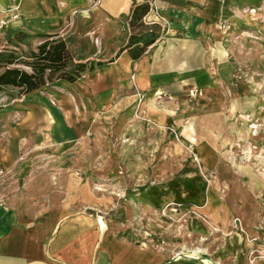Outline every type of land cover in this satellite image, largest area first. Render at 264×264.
Here are the masks:
<instances>
[{"label": "crops", "instance_id": "crops-1", "mask_svg": "<svg viewBox=\"0 0 264 264\" xmlns=\"http://www.w3.org/2000/svg\"><path fill=\"white\" fill-rule=\"evenodd\" d=\"M133 3L25 0V11H19L27 21L52 20L57 24L53 30L62 35L79 32L88 21L90 29L73 45L80 52L95 54L99 46H107L122 35L119 20L131 14ZM160 5L171 20L170 34L138 61L124 52L99 75L92 71L83 83L65 86L59 107L32 105L26 114L24 107L0 117V172L27 177L29 182L21 199L0 197V264H264V252L257 243L247 240L246 232L232 230L238 218L250 237L264 238L252 229L261 225L263 210L259 202L239 192L245 189L241 183L217 182L213 189L224 192L210 193L194 176L181 184L149 186L142 193L143 199L122 201L109 192V162L93 164L102 150L78 148L102 124L98 113H89L90 107L101 109V104L120 112L136 101V88L159 92L166 89L167 78L189 76L191 61L205 62L200 39L205 37L200 28L213 24L204 12L209 10L213 15L217 8L222 10L220 0H160ZM157 81L162 84L156 85ZM118 94L128 96L115 101ZM144 104L142 113L148 120L177 126L183 146L195 147L202 163L209 164L206 150L216 149L218 143L212 134L216 125L206 123L214 120L213 113H197L187 120L181 112L174 113V101L152 97ZM144 125L134 121L126 133L138 138ZM31 156L53 158V170L59 176L51 185L52 196H43L37 185L39 197L31 199L30 178L36 173ZM217 166V172L223 171L220 162ZM37 168L40 172L41 166ZM185 168L183 165L180 171ZM137 169L138 165L131 166L132 171ZM258 186L259 182L252 181L253 188ZM169 202L180 205L179 212L186 216L177 227L172 218L161 215V207ZM94 207L101 215L92 212ZM168 215L176 216L172 212ZM254 251L256 256H252Z\"/></svg>", "mask_w": 264, "mask_h": 264}, {"label": "rangeland", "instance_id": "rangeland-1", "mask_svg": "<svg viewBox=\"0 0 264 264\" xmlns=\"http://www.w3.org/2000/svg\"><path fill=\"white\" fill-rule=\"evenodd\" d=\"M134 4L135 0L133 7ZM220 4L222 10L217 8L215 14L211 15L209 10L204 12L207 20L211 17L213 22L200 28L205 37L200 38L204 43L205 62L191 61L189 64L192 70L189 76L167 78L166 89L159 92L154 91L155 89L144 92L136 88V101L122 108L120 112L112 107L105 109L101 104V109L90 107L89 113H98L103 125H99L96 133H89V140L80 143L78 148L88 151L102 150L101 155L93 159V164L101 166L109 162L110 172L106 180L110 185L109 192L114 197L123 199L122 201L143 199L142 193L149 186L160 188L181 184L187 180L192 181L194 176L199 177L201 186L210 193L224 192L213 189L217 182L241 183L245 189L239 192L259 202L260 209L263 210L261 225L252 229L263 233L264 237V0H220ZM19 8L20 11H25V0H0V55L12 54L20 59L17 64L9 66L1 62L0 74L7 68L14 67L30 73L31 68L25 65L29 61L28 57L46 40V35L56 33L53 27L57 24H53L52 20L46 23L32 19L27 21ZM130 15L119 20L122 35L107 46H99L95 54L80 52L73 45L90 29L88 21L83 23L79 32H69L68 35L59 32L58 36L67 43L74 58L93 59L95 63L113 58L132 34L147 33L152 28L157 34L161 33V38L152 47L169 36L171 20L164 14L167 23H153L145 16L143 27L139 30H132L130 27ZM103 68L105 67H96L94 75H99ZM88 74L90 73L74 84L47 85L28 95L21 94L19 89L6 88L0 93V117L22 111L24 107L26 114L32 105L43 107L50 104L59 107L62 97L65 96L62 89L83 83ZM157 83L162 84L160 81L156 85ZM125 96L128 94H118L114 100L118 101ZM152 97L158 101H174V113L181 112L189 118L187 120L197 113H213L211 116L214 120H207L206 123L216 125L212 127V134L214 132L218 143H215L216 149L206 150L209 164L205 166L202 163L195 147L183 146L177 126L150 121L142 113L145 112L142 110L144 103ZM77 109L75 106V111L79 113ZM209 118L210 116L206 119ZM134 121L145 123L143 135L138 138L126 133V129ZM124 151L130 153L127 152L124 156ZM187 154H190V158L186 157ZM32 160L36 173L30 178L31 199L39 197L37 185L42 188L43 196H52L54 191L51 185L59 176L53 170V158L36 159L31 156L30 161ZM218 162L223 166V171L220 169L217 172ZM133 165H138L136 171L131 170ZM183 165L186 168L180 171ZM37 166H41L40 172ZM3 172L5 171L0 172V197L18 196L21 199L22 194H26L24 187H28V178ZM61 176L64 178L65 175ZM252 181L259 182V186L253 188ZM170 199L171 197L166 202ZM180 208L177 203L169 202L161 207V215L167 219L172 218L177 227L178 223L186 221V216L179 212ZM165 211H169L167 215L172 212L176 216H167ZM92 212L101 215L97 207ZM232 230L246 232V239L257 243L264 252V238L250 237V231L243 228L240 219H234ZM256 252L252 256H256Z\"/></svg>", "mask_w": 264, "mask_h": 264}, {"label": "trees", "instance_id": "trees-1", "mask_svg": "<svg viewBox=\"0 0 264 264\" xmlns=\"http://www.w3.org/2000/svg\"><path fill=\"white\" fill-rule=\"evenodd\" d=\"M149 11V3L135 1L129 21L132 30L143 27L142 21ZM46 36V40L30 54L29 61L25 62V65L31 68L30 73L14 67L7 68L0 74V93L6 88H14L19 89L21 94L28 95L47 85L74 84L87 73L94 71L96 67L110 66L124 52H128L133 61H138L162 35L157 34L153 28L147 33L132 34L113 58L97 63L93 59L74 58L67 43L58 36L57 32ZM19 61L20 59L12 54L0 55V63H6L7 66L17 64Z\"/></svg>", "mask_w": 264, "mask_h": 264}, {"label": "built area", "instance_id": "built-area-1", "mask_svg": "<svg viewBox=\"0 0 264 264\" xmlns=\"http://www.w3.org/2000/svg\"><path fill=\"white\" fill-rule=\"evenodd\" d=\"M140 2H147L150 6V11L146 16L149 17L150 21L153 23H167L165 17L162 14V8L160 5V0H139Z\"/></svg>", "mask_w": 264, "mask_h": 264}, {"label": "bare ground", "instance_id": "bare-ground-1", "mask_svg": "<svg viewBox=\"0 0 264 264\" xmlns=\"http://www.w3.org/2000/svg\"><path fill=\"white\" fill-rule=\"evenodd\" d=\"M196 249V248H195ZM199 252V251H198Z\"/></svg>", "mask_w": 264, "mask_h": 264}]
</instances>
